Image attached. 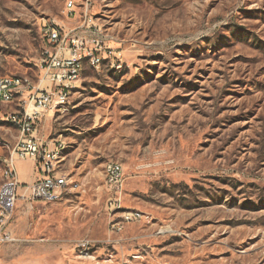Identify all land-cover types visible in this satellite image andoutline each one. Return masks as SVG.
I'll list each match as a JSON object with an SVG mask.
<instances>
[{"label":"rangeland","instance_id":"374dc122","mask_svg":"<svg viewBox=\"0 0 264 264\" xmlns=\"http://www.w3.org/2000/svg\"><path fill=\"white\" fill-rule=\"evenodd\" d=\"M84 21L123 63L87 67L41 122L64 143L68 185L17 202L0 264H264V0H0V77L37 82L43 24ZM16 109L0 99L10 146ZM110 161L125 169L122 205L143 213L120 233Z\"/></svg>","mask_w":264,"mask_h":264},{"label":"built area","instance_id":"2783aa9c","mask_svg":"<svg viewBox=\"0 0 264 264\" xmlns=\"http://www.w3.org/2000/svg\"><path fill=\"white\" fill-rule=\"evenodd\" d=\"M68 6L72 14L73 2L70 1ZM41 36L45 43H55V50L44 51L43 48L38 64V81L16 74L0 77V99L17 105L8 118L18 130L10 155H1L0 146V244L17 241L12 228L17 202H53L62 196L68 185L67 175H60V169L54 166L55 147L64 143L61 140L52 143L41 134L39 126L43 119L51 112L55 113L58 104H65L66 108L77 81L87 67L99 69L106 63H123L120 52L107 44L106 35L96 24L84 21L71 28L65 27L64 45H56L50 24H43ZM16 80H23L22 89H15ZM43 82L47 84L43 86ZM26 159L34 162L38 177L32 183L22 184L18 180L16 164ZM125 181L123 164L108 162L106 210L112 233L122 232L127 224L138 222L143 217L140 210L122 205ZM90 245V240H82L77 246Z\"/></svg>","mask_w":264,"mask_h":264},{"label":"bare ground","instance_id":"6f19581e","mask_svg":"<svg viewBox=\"0 0 264 264\" xmlns=\"http://www.w3.org/2000/svg\"><path fill=\"white\" fill-rule=\"evenodd\" d=\"M50 28H53V32L55 33L56 45H64L65 27L54 23V24H50ZM51 50H55V43H47L46 47L44 48V51H51ZM117 66H121V64H117ZM22 88H23V80H16L15 89H22ZM1 100L9 103V101H6V99H1ZM64 107L65 104H58L57 106H55V110H62ZM0 146H1V155H10L12 153V146H10L9 144L0 141ZM63 148H64L63 145H58L55 147L54 150V166L60 169V175H65L61 172V168H60V160L62 158ZM107 173H108V164L106 165V175ZM83 248H89V246H83Z\"/></svg>","mask_w":264,"mask_h":264},{"label":"crops","instance_id":"0c3cea01","mask_svg":"<svg viewBox=\"0 0 264 264\" xmlns=\"http://www.w3.org/2000/svg\"><path fill=\"white\" fill-rule=\"evenodd\" d=\"M15 137L16 135L13 136L14 139ZM16 170H17L18 180L22 184L32 183L38 177V174L35 172V169H34V162L31 159L18 161L16 164ZM1 183H2V174H1V167H0V184ZM13 234L16 237L14 229H13Z\"/></svg>","mask_w":264,"mask_h":264}]
</instances>
